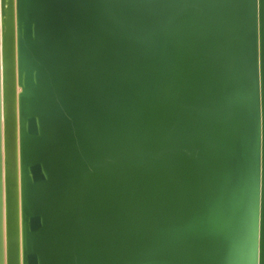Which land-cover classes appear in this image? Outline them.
<instances>
[{
    "label": "water",
    "instance_id": "95a60500",
    "mask_svg": "<svg viewBox=\"0 0 264 264\" xmlns=\"http://www.w3.org/2000/svg\"><path fill=\"white\" fill-rule=\"evenodd\" d=\"M16 31L24 264H264V0H16Z\"/></svg>",
    "mask_w": 264,
    "mask_h": 264
},
{
    "label": "bare ground",
    "instance_id": "6f19581e",
    "mask_svg": "<svg viewBox=\"0 0 264 264\" xmlns=\"http://www.w3.org/2000/svg\"><path fill=\"white\" fill-rule=\"evenodd\" d=\"M1 5V0H0ZM0 6V264H24L16 0Z\"/></svg>",
    "mask_w": 264,
    "mask_h": 264
}]
</instances>
